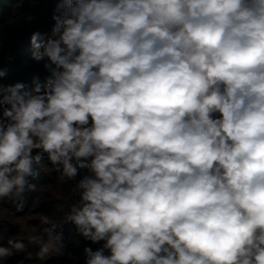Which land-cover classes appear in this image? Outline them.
Returning <instances> with one entry per match:
<instances>
[{"label": "clouds", "instance_id": "1", "mask_svg": "<svg viewBox=\"0 0 264 264\" xmlns=\"http://www.w3.org/2000/svg\"><path fill=\"white\" fill-rule=\"evenodd\" d=\"M52 20L30 36L50 76L0 83V205L23 210L46 155L100 244L84 264H264V0H58ZM58 227L0 264H77Z\"/></svg>", "mask_w": 264, "mask_h": 264}, {"label": "trees", "instance_id": "2", "mask_svg": "<svg viewBox=\"0 0 264 264\" xmlns=\"http://www.w3.org/2000/svg\"><path fill=\"white\" fill-rule=\"evenodd\" d=\"M57 3L58 0H0V69L7 71V75L0 78V83L8 85L24 82L31 86L34 76H38L41 83L50 76V72L45 68V64L48 63L47 58L36 61L32 57L34 50L30 36L34 31L51 35V28L55 23L52 16ZM38 170L39 176L33 181L37 184L38 190L29 192L25 196L22 211L16 212L7 203L0 205V245H6L9 237H13L23 240L31 249L33 245L28 242V237L39 234L40 223H35L38 226L35 232L34 229L29 230L31 226L28 224L23 227L19 235L16 233L17 227L12 226L9 220L16 219L23 222L25 217L28 218L30 215H49L59 225L57 231L63 233L67 250L79 258L77 264H84L83 248L91 246L96 250L100 244L84 241L75 232L74 226L67 222L66 216L72 204L71 187L74 181L55 171L46 155L38 165ZM80 171L84 174L86 169ZM57 212L59 214L56 218L54 214ZM20 259H24V254L13 256L7 264H15ZM58 261L57 258L46 256L43 260L35 262L25 261V264H62Z\"/></svg>", "mask_w": 264, "mask_h": 264}, {"label": "rangeland", "instance_id": "3", "mask_svg": "<svg viewBox=\"0 0 264 264\" xmlns=\"http://www.w3.org/2000/svg\"><path fill=\"white\" fill-rule=\"evenodd\" d=\"M58 214L59 213L57 212L56 214H54V216H56V218H57ZM9 221L12 223V226L15 225L17 227L16 233L20 235L23 227H25L28 224L31 226V228L29 230L34 229V232H35V230L38 229V226L35 223H40V215H30L28 218L25 217V221H23V222L21 220H16V219H10ZM59 261L62 264H71V262H72V261H67L64 259H60Z\"/></svg>", "mask_w": 264, "mask_h": 264}]
</instances>
